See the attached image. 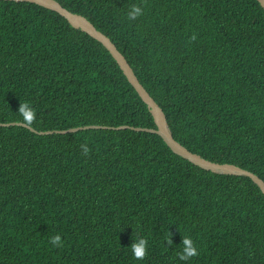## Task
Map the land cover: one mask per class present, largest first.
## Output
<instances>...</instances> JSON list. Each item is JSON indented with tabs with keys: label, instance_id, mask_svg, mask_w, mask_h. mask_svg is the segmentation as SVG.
Segmentation results:
<instances>
[{
	"label": "trees",
	"instance_id": "1",
	"mask_svg": "<svg viewBox=\"0 0 264 264\" xmlns=\"http://www.w3.org/2000/svg\"><path fill=\"white\" fill-rule=\"evenodd\" d=\"M58 1L112 39L179 142L264 179L258 0ZM132 5L143 15L130 21ZM25 101L38 131L107 127L0 125V264H264L261 188L195 165L156 133L116 128L157 125L104 44L54 10L0 0V122H23ZM184 236L199 252L188 260Z\"/></svg>",
	"mask_w": 264,
	"mask_h": 264
},
{
	"label": "water",
	"instance_id": "2",
	"mask_svg": "<svg viewBox=\"0 0 264 264\" xmlns=\"http://www.w3.org/2000/svg\"><path fill=\"white\" fill-rule=\"evenodd\" d=\"M13 1L32 2L58 12L59 14L64 16L73 27H75L76 29H81L84 32H87L92 37L102 42L104 46L111 52V54L120 64L121 68L123 69L129 81L136 88L142 99L148 104L149 109L153 114L154 120L157 125L156 128L132 127L129 125H120L116 128L121 129V128L131 127L136 131H148L151 133H156L164 139V141L169 145V147L175 153L184 157L185 159L189 160L195 165H198L203 169L210 170L215 173L248 176L261 188V190L264 193V179H262L255 172H252L248 169H245L233 163H221L217 161H212L210 159L203 157L199 153L191 151L185 145L179 142L173 135L172 129L169 125L167 116L163 108L158 104V102L154 99V97L151 96L149 91L140 82L138 76L136 75L134 69L128 62L126 56L118 49V47L112 41V39L107 34L99 30L94 25V23L90 21L86 16L69 10L68 8L64 7L58 0H13ZM258 1L264 7V0H258ZM0 125L1 126L22 125L38 134L70 133V132H77L83 129L107 127L103 125H85V126L73 127L69 129L38 131L32 126L28 127L23 122H17V121L7 122V123L0 122Z\"/></svg>",
	"mask_w": 264,
	"mask_h": 264
},
{
	"label": "clouds",
	"instance_id": "3",
	"mask_svg": "<svg viewBox=\"0 0 264 264\" xmlns=\"http://www.w3.org/2000/svg\"><path fill=\"white\" fill-rule=\"evenodd\" d=\"M143 15V9L139 5H132L127 12V19L132 21L137 19L139 16ZM194 38V37H193ZM18 113L22 117L23 123L31 127L36 119L35 109L31 107V105L25 101L20 103L18 108ZM82 155L87 156L91 149L86 143L81 144ZM50 242L53 246L62 247L63 241L61 239L60 234H56L50 238ZM168 243L171 244L172 240L169 239ZM183 248L182 251L178 254L179 259L188 260L192 257L199 255L197 248L195 247L192 239L188 236H184L182 239ZM133 252L134 258L137 260H141L146 256V248H147V240L145 238L136 239L133 244L130 246Z\"/></svg>",
	"mask_w": 264,
	"mask_h": 264
}]
</instances>
